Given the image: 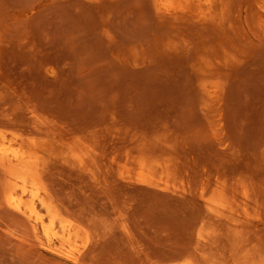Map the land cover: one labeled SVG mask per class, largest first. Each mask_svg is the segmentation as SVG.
<instances>
[{"label":"rangeland","instance_id":"374dc122","mask_svg":"<svg viewBox=\"0 0 264 264\" xmlns=\"http://www.w3.org/2000/svg\"><path fill=\"white\" fill-rule=\"evenodd\" d=\"M221 1L205 25L153 0H0V149L37 142L35 189L62 213L37 201L49 252L0 206V264H264V38Z\"/></svg>","mask_w":264,"mask_h":264},{"label":"bare ground","instance_id":"6f19581e","mask_svg":"<svg viewBox=\"0 0 264 264\" xmlns=\"http://www.w3.org/2000/svg\"><path fill=\"white\" fill-rule=\"evenodd\" d=\"M239 1L240 0H238V2ZM242 1L243 2L245 1L246 12L248 13V15H250V17H252V20H251L252 22H249L250 23V31H252V33L255 36H257V37L259 36L261 38H264V0H242ZM153 2H154V5L156 7V10L158 11V12L157 11L156 12H157V14L159 13L160 18H167V19L171 18L173 20H177V19H174L172 17L178 18V16H179V18L183 17L182 19H184L183 20L184 24H185V21L186 22L187 21L188 22H191V21L197 22L198 21L199 23L202 22L203 24L207 25L206 23L209 24L215 17L219 20H222L223 17L226 15L225 13L228 11V10L226 11V5L221 0H153ZM241 2H239V3H241ZM243 2L241 4L242 7H243ZM225 3H226V1H225ZM234 6H235V4H234ZM235 10L236 9H234V11ZM186 19H188V20H186ZM180 20H177V22ZM172 21H169V22H172ZM178 23H181V22H178ZM226 36L229 37L227 34H226ZM215 70H216V66L213 63L206 62L205 60H202V59H200L198 65L195 66L196 73L199 75H203L204 78H206L210 73L214 72ZM215 89H216V87H213V86H207V88H206V91H207L208 95L211 96L212 100L216 99ZM21 145H22V147L19 149H15V148L7 149L5 147H2L0 149V171H1V174L3 173V175H0V176L1 177L4 176L2 178L3 179L2 185H0L1 187L3 186L2 188L4 190V191L1 190L4 192L3 193L4 195H3V197L0 196V198H1L0 199V206H3L8 211L9 214L11 212L13 214L18 215L19 217H25L26 219H28L29 221H31L34 224L35 229L37 228V226H41L43 228V233H44L43 235H45L47 242L39 241L40 245L44 246V248H46V250L49 252L50 251H56L57 248L55 247V244L53 242V238L56 237L57 233L53 232L52 223H55L54 220L56 219L57 216L60 217V215H61V217H62V213L60 214L54 208V205H52V203L54 201L51 203V201L48 199L49 197L39 196L37 190L35 189V188H37L38 184L41 186V182H42V180L39 181L38 167L36 165V161L38 159L37 158V154H38L37 142L34 140H24ZM8 150L12 151L11 155L8 154ZM141 174L144 177H146L147 180H149V181L153 180L152 173L142 172ZM41 178H42V176H41ZM29 183L33 184L30 194H28ZM43 185H44V183H42V186ZM1 187H0V189H1ZM42 188H46V187L44 186ZM43 192H45V191H43ZM46 193H48L47 190L44 194L46 195ZM26 195H27V197H29L28 199H27ZM48 196H50V195H48ZM202 196H203V194H202ZM219 197L221 198V195H219ZM37 201H40V203L42 204V208L45 209L48 214H50V216L53 220L52 223L46 222L47 218L45 216V213L41 212V210L39 209V207L37 205ZM3 211H0V214H1V212L3 214ZM2 214L0 216H2ZM64 219H67V218H64ZM64 219H62V220H64ZM61 223L63 224L64 222L61 221ZM65 223H66V221H65ZM68 223H69V225L67 227L66 236H64V239H60V240H65V241L71 242L73 239H76V238L81 236V233H82L81 230L82 229L80 230L81 226H78V224H76L74 221L73 222L68 221ZM65 229H66V227H65ZM82 234H84V233H82ZM33 244H35V243H33ZM27 245H29V244H27ZM59 246H60V244H59ZM62 247H63V245H62ZM31 249H32L31 252L33 253V251L35 249L34 250H33V248H31ZM35 251L38 252L37 249ZM82 251H80V249L75 248V247H67V248L61 250V252L65 255V257L74 263H78L80 261V257H81L80 255H82V254H80V252H82ZM31 252H30V254H32ZM36 252H34V253H36ZM34 253H33V255H34ZM27 254H28V252H27ZM26 256L29 257V255H26ZM92 256H94V254ZM83 258H85V257H83ZM90 260H91V258H90ZM93 262H94V260H93ZM95 262L99 263V260H97V261L95 260ZM100 262H103V261H100ZM84 263L85 262H83V264ZM107 263L108 262H106V264ZM87 264H91V262L87 263ZM92 264H94V263H92Z\"/></svg>","mask_w":264,"mask_h":264}]
</instances>
